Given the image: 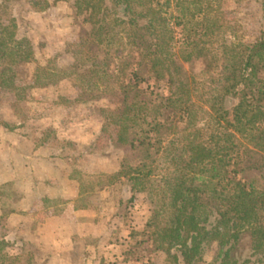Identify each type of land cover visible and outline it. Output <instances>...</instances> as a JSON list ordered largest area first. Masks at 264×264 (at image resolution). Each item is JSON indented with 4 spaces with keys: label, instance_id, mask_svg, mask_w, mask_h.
<instances>
[{
    "label": "trees",
    "instance_id": "1",
    "mask_svg": "<svg viewBox=\"0 0 264 264\" xmlns=\"http://www.w3.org/2000/svg\"><path fill=\"white\" fill-rule=\"evenodd\" d=\"M220 1L166 0L179 14L178 54L158 0L73 2L83 42L105 51L97 59L86 50L63 78L75 74L85 92L117 99L109 120L129 154L116 177L148 195L145 227L182 264L201 261L211 246L216 264H255L239 255L243 241L264 256V30L228 42ZM115 45L122 49L111 59ZM32 60L31 44L0 25V87H14V68ZM35 76L57 75L38 67ZM149 80L153 90L143 89Z\"/></svg>",
    "mask_w": 264,
    "mask_h": 264
},
{
    "label": "rangeland",
    "instance_id": "2",
    "mask_svg": "<svg viewBox=\"0 0 264 264\" xmlns=\"http://www.w3.org/2000/svg\"><path fill=\"white\" fill-rule=\"evenodd\" d=\"M158 1L165 6L172 31L170 51L178 54L179 14L173 4ZM261 1L217 4L228 25V42L251 41L264 30ZM73 2L0 0V25L13 26L16 38L27 40L33 49L32 62L15 67L14 76L10 73L14 87H0V264H182L173 260L176 249L159 250L152 230L145 227L151 209L148 195L133 192L126 178L116 177L129 154L127 146L115 144L116 128L109 120L117 99L85 92L75 74L63 78L86 50L97 59L105 51H98L92 39L83 42V16L76 14ZM115 49L122 47L115 45L108 52L111 59L120 55ZM38 67L57 76L36 77ZM142 87L153 90L154 83L149 80ZM157 91L166 95V86ZM32 180L48 185L39 188L32 207L35 216L29 220L13 209L17 202H28ZM91 226L98 235H86ZM74 227L79 230L74 236L47 232ZM215 254L216 247H208L194 264H216ZM239 255L264 264V256L252 255L246 241Z\"/></svg>",
    "mask_w": 264,
    "mask_h": 264
},
{
    "label": "crops",
    "instance_id": "3",
    "mask_svg": "<svg viewBox=\"0 0 264 264\" xmlns=\"http://www.w3.org/2000/svg\"><path fill=\"white\" fill-rule=\"evenodd\" d=\"M15 151H16V154L19 156V151H20L19 145L17 147V150H15ZM33 154H34V156H36V153L35 152ZM37 161H40V163L42 162V164H46V165H50L51 164V160H42V159H39ZM35 173L37 174V172L34 169V173L33 174H34L35 177H37ZM50 174H51V171L49 172V176H50ZM33 180H35V179H33ZM33 180L31 181V183H29L30 184V188L27 191V195L29 196V198H28V202H26V205L24 203H22V202H17L16 204H14L15 209H13V212H16L15 213L16 215H18V213H21L23 216L27 217L29 220L30 219L33 220L34 219V216H35L34 208L32 209V207H33V204L36 202L35 200H36V198L38 196V190H39V188L46 187V185H48L47 182L40 184V181H33ZM23 200L24 199H22V201ZM74 213L77 216H82V213L80 211H76ZM15 217H18V216H15ZM52 220H53V218H50L49 221H52ZM92 228L93 227L91 226L88 229V232L86 233L87 236L88 235H92L93 236V235H96V234L98 235L99 234L96 230L94 231V229H92ZM47 232L52 233V234L54 233L55 235L74 236V235H77L78 234L79 230L76 231L75 230V227H74L72 229V231H69V230L67 231V229H65V230H57V231L56 230H53L52 231V230L48 229ZM47 232L45 231V233H47ZM72 233H73V235H71Z\"/></svg>",
    "mask_w": 264,
    "mask_h": 264
}]
</instances>
